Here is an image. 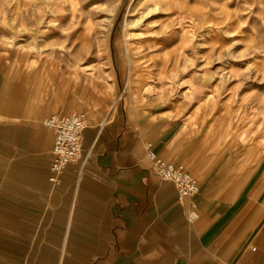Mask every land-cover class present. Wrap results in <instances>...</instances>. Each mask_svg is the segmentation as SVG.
<instances>
[{
    "label": "crops",
    "instance_id": "0c3cea01",
    "mask_svg": "<svg viewBox=\"0 0 264 264\" xmlns=\"http://www.w3.org/2000/svg\"><path fill=\"white\" fill-rule=\"evenodd\" d=\"M30 69L0 68V264H264L263 130L159 109L137 87L57 93ZM72 112L83 156L55 176L43 121ZM150 151L198 192L181 198Z\"/></svg>",
    "mask_w": 264,
    "mask_h": 264
},
{
    "label": "rangeland",
    "instance_id": "374dc122",
    "mask_svg": "<svg viewBox=\"0 0 264 264\" xmlns=\"http://www.w3.org/2000/svg\"><path fill=\"white\" fill-rule=\"evenodd\" d=\"M131 1L0 0V68L33 67L61 93L79 64L159 109H216L226 125L264 131V11L242 0H137L129 13Z\"/></svg>",
    "mask_w": 264,
    "mask_h": 264
},
{
    "label": "built area",
    "instance_id": "2783aa9c",
    "mask_svg": "<svg viewBox=\"0 0 264 264\" xmlns=\"http://www.w3.org/2000/svg\"><path fill=\"white\" fill-rule=\"evenodd\" d=\"M43 124L54 132L53 160L50 171L57 176L66 167L81 161L83 156L81 137L87 127V119L82 113L72 112L63 116H49ZM148 156L153 163L157 177L162 181L172 182L181 198L192 197L198 192V182L189 170L166 164L151 151ZM55 176L52 180L57 182L58 179Z\"/></svg>",
    "mask_w": 264,
    "mask_h": 264
},
{
    "label": "bare ground",
    "instance_id": "6f19581e",
    "mask_svg": "<svg viewBox=\"0 0 264 264\" xmlns=\"http://www.w3.org/2000/svg\"><path fill=\"white\" fill-rule=\"evenodd\" d=\"M137 0H132L131 1V4L129 5V13H131L134 9H135V2H136ZM14 10V9H13ZM155 12H156V9H147L146 10V13H145V15H144V18H150V17H152L153 15H155ZM21 23V22H20ZM22 25V24H21ZM24 25V24H23ZM135 25H138V23L137 24H135ZM132 26V24H130L128 21H127V23H126V26H125V31L127 32V31H130V27ZM130 37V34L128 35H126V38L128 39ZM86 40L87 39H85V38H83L82 39V41H81V43L83 44V47H84V50H88V46H86L85 44L87 43L86 42ZM85 43V44H84ZM74 55H76V56H78L79 58H80V56H81V51H80V53H79V51H76L75 52V54ZM16 59V58H15ZM18 61V60H17ZM77 61H78V59H77ZM19 62V61H18ZM21 63V62H20ZM50 65V64H49ZM21 66V65H20ZM58 67V66H57ZM88 67V66H87ZM24 68V67H23ZM31 68H33V67H31ZM54 66H51V68L49 69L50 70V72H52L53 70H54ZM76 68H80V69H85V67H82L81 65H76V66H74V68H70L69 70H68V72L66 73V75H65V78L63 79V82H62V84L64 85V88L65 87H67V86H69V84H75L76 86L78 85V86H84V87H86L87 89H91L93 92H96V91H98L99 89H100V85H101V83H100V81L99 80H95L94 78H92V77H89V76H86V75H84V74H81L80 72H78L77 71V69ZM34 69V72H35V68H33ZM40 70V69H39ZM42 71V70H41ZM44 71V70H43ZM16 73V72H15ZM43 74H45V72L43 73ZM52 74V73H51ZM60 74V73H59ZM52 76V75H51ZM44 77H48L49 78V74H45V76ZM53 77V76H52ZM58 80V79H57ZM58 83V82H57ZM60 83V82H59ZM9 84V83H8ZM45 85V84H44ZM62 85V86H63ZM8 86V85H7ZM9 86H10V84H9ZM13 86V85H12ZM47 86V85H46ZM51 86V85H50ZM62 86H60V87H62ZM52 87V86H51ZM15 88V87H14ZM12 91V90H11ZM39 92V91H38ZM85 92V91H84ZM58 93V92H57ZM73 93V92H72ZM6 94V93H5ZM59 95V94H58ZM63 95V94H62ZM77 95V94H76ZM83 95V94H82ZM73 96V95H72ZM89 96V95H88ZM87 96V97H88ZM99 97V96H98ZM72 98V97H71ZM97 98V97H96ZM75 99V98H74ZM99 99V98H98ZM69 100V99H68ZM83 100V99H82ZM87 101V100H86ZM75 103V102H74ZM82 103V102H81ZM65 105V104H64ZM73 105V104H72ZM95 105V104H94ZM70 107V106H69ZM68 107V108H69ZM67 108V109H68ZM91 108V107H90ZM96 108V107H95ZM80 109V108H79ZM91 110V109H90ZM68 111V110H67ZM71 112V111H70ZM60 175V174H59Z\"/></svg>",
    "mask_w": 264,
    "mask_h": 264
}]
</instances>
